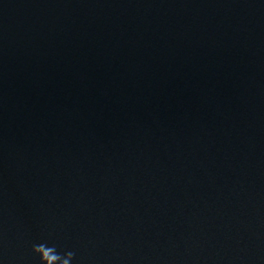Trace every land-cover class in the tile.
Segmentation results:
<instances>
[{"label":"water","instance_id":"95a60500","mask_svg":"<svg viewBox=\"0 0 264 264\" xmlns=\"http://www.w3.org/2000/svg\"><path fill=\"white\" fill-rule=\"evenodd\" d=\"M0 264H264V0H0Z\"/></svg>","mask_w":264,"mask_h":264}]
</instances>
